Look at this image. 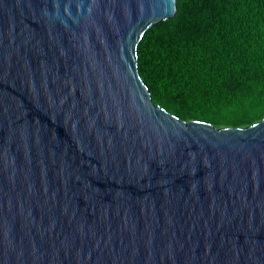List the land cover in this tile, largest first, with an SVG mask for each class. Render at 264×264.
Masks as SVG:
<instances>
[{"label": "water", "instance_id": "obj_1", "mask_svg": "<svg viewBox=\"0 0 264 264\" xmlns=\"http://www.w3.org/2000/svg\"><path fill=\"white\" fill-rule=\"evenodd\" d=\"M175 0H0V264H264V116L181 119L137 45Z\"/></svg>", "mask_w": 264, "mask_h": 264}, {"label": "trees", "instance_id": "obj_2", "mask_svg": "<svg viewBox=\"0 0 264 264\" xmlns=\"http://www.w3.org/2000/svg\"><path fill=\"white\" fill-rule=\"evenodd\" d=\"M137 65L153 102L181 119L245 126L264 116V0H175Z\"/></svg>", "mask_w": 264, "mask_h": 264}]
</instances>
